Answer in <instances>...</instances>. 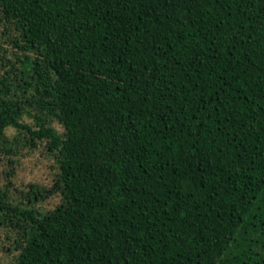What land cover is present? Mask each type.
<instances>
[{"label":"trees","instance_id":"16d2710c","mask_svg":"<svg viewBox=\"0 0 264 264\" xmlns=\"http://www.w3.org/2000/svg\"><path fill=\"white\" fill-rule=\"evenodd\" d=\"M0 22L22 51L0 147L59 165L28 202L0 186L15 264H264V0H0Z\"/></svg>","mask_w":264,"mask_h":264},{"label":"rangeland","instance_id":"374dc122","mask_svg":"<svg viewBox=\"0 0 264 264\" xmlns=\"http://www.w3.org/2000/svg\"><path fill=\"white\" fill-rule=\"evenodd\" d=\"M15 34L9 24L0 22V57L4 55L3 57L16 61L18 55L22 54L15 43ZM0 67L1 72L4 73L3 66L0 65ZM24 119L28 123L33 122L27 115ZM54 126L59 131H63V126L57 121L54 122ZM7 133L11 139L19 136L14 127H9ZM13 145H15L14 151H5L0 147V186L8 191L14 203L28 202L26 194L30 190V184L52 186L59 171V165L46 141H37L36 145H31L29 140L22 139ZM60 201L61 196L56 194L45 201L36 203V207L47 212L57 206ZM16 236L17 233L12 227L0 223V264L16 263L20 252L15 249Z\"/></svg>","mask_w":264,"mask_h":264}]
</instances>
